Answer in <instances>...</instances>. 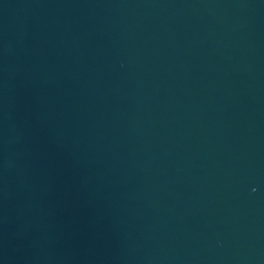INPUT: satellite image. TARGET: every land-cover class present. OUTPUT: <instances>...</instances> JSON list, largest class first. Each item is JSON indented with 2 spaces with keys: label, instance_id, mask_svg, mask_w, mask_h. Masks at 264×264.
<instances>
[{
  "label": "water",
  "instance_id": "water-1",
  "mask_svg": "<svg viewBox=\"0 0 264 264\" xmlns=\"http://www.w3.org/2000/svg\"><path fill=\"white\" fill-rule=\"evenodd\" d=\"M0 264H264V0H0Z\"/></svg>",
  "mask_w": 264,
  "mask_h": 264
}]
</instances>
